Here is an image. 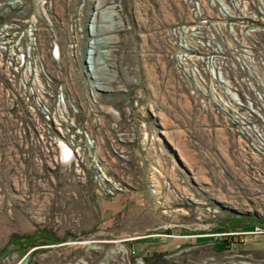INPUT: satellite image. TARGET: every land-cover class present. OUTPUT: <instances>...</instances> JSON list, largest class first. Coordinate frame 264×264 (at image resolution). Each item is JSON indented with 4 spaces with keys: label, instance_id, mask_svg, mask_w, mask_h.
<instances>
[{
    "label": "rangeland",
    "instance_id": "rangeland-1",
    "mask_svg": "<svg viewBox=\"0 0 264 264\" xmlns=\"http://www.w3.org/2000/svg\"><path fill=\"white\" fill-rule=\"evenodd\" d=\"M14 1H22L24 17L38 19L32 54L42 56L54 80L47 88L72 73L82 97V59L98 39L108 58L97 74L113 90L106 107L121 118L106 112V128L95 133L106 134L104 141L80 151L106 158L113 187L104 192L90 170L83 176V169L57 162L54 127L36 105L44 88L28 100L9 81L0 53V264H142L140 257L150 264L146 251L159 241L167 264H264V232L242 233L264 221V158L221 113L201 104L171 58L177 51L169 28L190 19L185 0H49V23L39 0ZM95 12L97 32L68 59L71 25L77 18L87 25ZM55 36L61 61L51 55ZM129 128L134 142L116 143L124 159L110 144ZM99 204H106V221Z\"/></svg>",
    "mask_w": 264,
    "mask_h": 264
},
{
    "label": "built area",
    "instance_id": "built-area-1",
    "mask_svg": "<svg viewBox=\"0 0 264 264\" xmlns=\"http://www.w3.org/2000/svg\"><path fill=\"white\" fill-rule=\"evenodd\" d=\"M21 4L22 1L0 0V53L9 81L28 100L39 92L38 85L44 88L36 105L42 121L54 127L51 145L54 142L53 148L60 152L57 162L83 169V176L86 169L90 170L96 186L106 192L113 187L106 158L99 152L84 157L80 151L97 148L100 140L104 141L106 134L95 133L106 128V112L121 118L118 109L106 107L104 98L113 90L97 74L106 67L107 51L99 49L100 43L94 38L86 46L82 97L76 92L72 73L66 72V78L55 89L47 88L54 80L42 56L32 54L37 49L38 19L35 14L24 17ZM185 4L190 19L172 24L168 31L177 51L171 58L181 68V77L190 92L201 98V104L214 107L247 149L264 158V0H185ZM37 5L41 17L49 23L47 10L51 1L39 0ZM14 13L16 17L11 16ZM98 19L97 12L87 25L81 18L75 19L67 32L68 59L77 58L80 41L97 32ZM50 45L53 59L61 61L63 53L57 36ZM132 108L127 101L125 110L131 113ZM118 136L110 144L117 155L125 153V148L120 149L116 143L134 142L136 133L129 128ZM77 138L82 143L76 144ZM118 157L127 158L125 154ZM263 232L264 225L256 224L242 233Z\"/></svg>",
    "mask_w": 264,
    "mask_h": 264
},
{
    "label": "crops",
    "instance_id": "crops-1",
    "mask_svg": "<svg viewBox=\"0 0 264 264\" xmlns=\"http://www.w3.org/2000/svg\"><path fill=\"white\" fill-rule=\"evenodd\" d=\"M106 205V204H105ZM105 205H98V209H99V219L106 221V206ZM142 237H146V236H142ZM162 240V239H160ZM166 245L163 244V241H159V243L157 242V244L155 246H152V248L150 250H147L146 256L151 257L149 259V263L150 264H167V261L165 259H163V249ZM155 254V255H154Z\"/></svg>",
    "mask_w": 264,
    "mask_h": 264
},
{
    "label": "trees",
    "instance_id": "trees-1",
    "mask_svg": "<svg viewBox=\"0 0 264 264\" xmlns=\"http://www.w3.org/2000/svg\"><path fill=\"white\" fill-rule=\"evenodd\" d=\"M245 219H247V218H242V219H235L234 221H233V223H231L232 224V226H231V228L233 227V226H237L238 224V222H243ZM263 222L264 221H262V220H259V223L260 224H263ZM224 231H226V232H229V230H225V229H223ZM226 244V243H225ZM219 246H220V250H222V249H227V247L225 246V245H222V244H219ZM155 255V254H154ZM151 257H149V256H145V260L146 261H148V263H149V259H150Z\"/></svg>",
    "mask_w": 264,
    "mask_h": 264
},
{
    "label": "bare ground",
    "instance_id": "bare-ground-1",
    "mask_svg": "<svg viewBox=\"0 0 264 264\" xmlns=\"http://www.w3.org/2000/svg\"><path fill=\"white\" fill-rule=\"evenodd\" d=\"M101 2H102V1H101ZM101 2H100V3H101Z\"/></svg>",
    "mask_w": 264,
    "mask_h": 264
}]
</instances>
